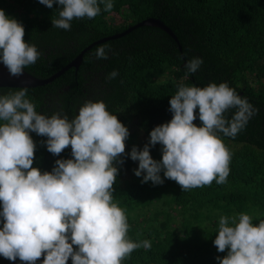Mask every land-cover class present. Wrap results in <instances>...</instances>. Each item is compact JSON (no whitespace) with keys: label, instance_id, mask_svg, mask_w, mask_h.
Here are the masks:
<instances>
[{"label":"trees","instance_id":"trees-1","mask_svg":"<svg viewBox=\"0 0 264 264\" xmlns=\"http://www.w3.org/2000/svg\"><path fill=\"white\" fill-rule=\"evenodd\" d=\"M112 2V10L105 12L98 0L99 15L74 19L71 29L64 30L52 27V18H59L58 3L48 8L39 0H0V8L24 25L25 40L40 52L36 63L25 67L40 78L58 72L94 42L121 34L146 18L164 22L179 41L155 26L136 27L93 45L78 68L48 84L27 88L25 98L38 113L48 117L59 113L69 121L84 102L103 100L128 127L124 162H116L113 202L127 217L130 240H148L151 248L135 249L122 264H220L217 257L227 255V250L219 252L214 245L220 217H229L230 223L240 213L249 214L254 224L264 219V0ZM102 45L107 46L108 59L95 55ZM194 57L203 63L189 73L185 64ZM113 70L118 75L106 79ZM181 82L198 87L226 82L253 106L254 115L234 139L219 134L231 152L225 184L214 180L210 186L182 191L175 181L164 178L163 171L164 183L158 185L142 183L144 174L134 173L139 161L131 159L132 147L143 150L151 131L172 119L169 102ZM19 90L0 87V95ZM235 111L225 116L231 119ZM196 116L194 123L202 126L198 108ZM30 135L36 143L33 167L52 171L58 159L72 158L70 146L56 156L47 150V137ZM161 149L160 144L150 148L158 161ZM67 264H72L71 258Z\"/></svg>","mask_w":264,"mask_h":264},{"label":"clouds","instance_id":"clouds-1","mask_svg":"<svg viewBox=\"0 0 264 264\" xmlns=\"http://www.w3.org/2000/svg\"><path fill=\"white\" fill-rule=\"evenodd\" d=\"M104 11L114 7L102 0ZM52 8L61 6L52 27L71 29L74 19H93L100 14L98 0H39ZM25 27L0 8V61L12 76L23 74L36 63L40 52L25 40ZM107 46L96 50L97 59H108ZM202 58L189 59L185 68L195 73ZM118 75L113 70L106 79ZM27 87L0 95V256L25 264H122L137 248L150 249L148 240L133 242L128 237L124 211L113 202L118 175L116 162L123 163L128 127L112 114L103 100L84 102L78 115L69 121L59 113L51 117L36 111L26 99ZM169 122L156 126L150 140L140 150L133 146L134 170L142 183L175 181L187 191L225 184L230 174L231 152L219 135L235 138L254 115L246 97L226 82L205 87L181 82L171 96ZM202 126L194 123L196 109ZM236 109L231 119L225 113ZM47 137V150L59 156L71 147L72 158L58 159L52 171L33 167L36 143L30 135ZM160 144L162 159L156 160L150 148ZM163 171L164 178L161 177ZM146 173V174H145ZM214 245L227 255L220 264H264V219L259 224L247 213L231 218L221 216Z\"/></svg>","mask_w":264,"mask_h":264},{"label":"water","instance_id":"water-1","mask_svg":"<svg viewBox=\"0 0 264 264\" xmlns=\"http://www.w3.org/2000/svg\"><path fill=\"white\" fill-rule=\"evenodd\" d=\"M155 26L166 33H168L172 38H174L178 44V38L175 35V33L167 26L164 24L159 19H154V18H146L139 23L135 24L134 26H130L125 32L121 34H116L111 37H105L103 39H100L93 44L87 46L76 58H74L71 62H69L66 66H64L62 69H60L58 72L54 73L52 76L48 78H40L37 77L25 69L23 70V74L20 76H12L9 73L8 68L3 64L2 61H0V87H12V88H21V87H27V88H32V87H37V86H42L45 84H48L52 81H54L57 77L65 73L67 70H69L72 67L78 68L79 65L81 64L83 60V55L84 53L89 50L93 45L107 41L112 38H118L128 32H130L132 29L139 27V26ZM180 50L182 49L181 46ZM43 262V256L36 261V264H42ZM0 264H25V262H22L19 258H17L15 261L9 260L4 258L3 256H0Z\"/></svg>","mask_w":264,"mask_h":264},{"label":"rangeland","instance_id":"rangeland-1","mask_svg":"<svg viewBox=\"0 0 264 264\" xmlns=\"http://www.w3.org/2000/svg\"><path fill=\"white\" fill-rule=\"evenodd\" d=\"M139 138H140L141 142H142V141H143V139H144L143 135H140V137H139ZM130 174H132V173H130ZM130 174H129V175H130Z\"/></svg>","mask_w":264,"mask_h":264}]
</instances>
